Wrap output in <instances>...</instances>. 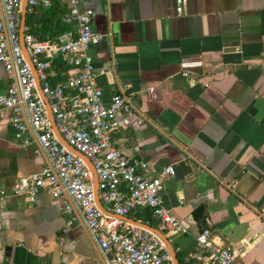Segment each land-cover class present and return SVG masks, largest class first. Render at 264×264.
<instances>
[{"label":"crops","instance_id":"1","mask_svg":"<svg viewBox=\"0 0 264 264\" xmlns=\"http://www.w3.org/2000/svg\"><path fill=\"white\" fill-rule=\"evenodd\" d=\"M81 1L110 34L89 50L104 101L133 95L137 114L116 142L147 179L173 170L160 202L182 226L166 237L183 264L204 229L238 250L236 264H264V0H184L181 14L176 0ZM8 85L0 64V93ZM10 117L0 109V264H102L63 200L13 196L45 161L16 141Z\"/></svg>","mask_w":264,"mask_h":264},{"label":"built area","instance_id":"2","mask_svg":"<svg viewBox=\"0 0 264 264\" xmlns=\"http://www.w3.org/2000/svg\"><path fill=\"white\" fill-rule=\"evenodd\" d=\"M176 1V12L181 14L184 0ZM22 2L0 0V64L9 82L6 92L0 93V109L10 111L9 124L16 141L22 147L35 144L34 154L45 163L38 174L16 180L13 196L35 202L46 192L53 200H63L67 224L81 218L102 254V264H173L153 233L112 216L127 218L148 209L165 236L182 230L160 202L163 181L173 170L163 169L147 179L137 173L145 170L146 164L129 160L116 142L119 127H128L137 112L132 94L120 88L104 101L96 82L89 50L110 34L93 29L95 14L84 8L81 0H63L67 8L63 22L72 26L71 31L55 41H41L27 33L25 26L23 51L19 37ZM40 2L50 5V0H27V14ZM56 60L70 68L64 81L52 80ZM44 100L60 137L90 161L105 212L96 204L91 171L58 140ZM3 195L1 191L0 201L5 199ZM195 239L196 252L185 264H236L238 250L215 245L209 229Z\"/></svg>","mask_w":264,"mask_h":264},{"label":"trees","instance_id":"3","mask_svg":"<svg viewBox=\"0 0 264 264\" xmlns=\"http://www.w3.org/2000/svg\"><path fill=\"white\" fill-rule=\"evenodd\" d=\"M66 14L67 8L63 0H50L48 7L43 6L40 2L35 6L33 12L26 16L27 33L32 34L41 41H55L72 29L71 25L63 22ZM52 67L56 74L52 79L53 82L64 81L67 78L70 68L65 63L56 60L53 62ZM133 219L159 229L158 220L152 216L151 211L148 209L135 213ZM173 248L179 263L183 264L182 255L176 250L175 246Z\"/></svg>","mask_w":264,"mask_h":264},{"label":"water","instance_id":"4","mask_svg":"<svg viewBox=\"0 0 264 264\" xmlns=\"http://www.w3.org/2000/svg\"><path fill=\"white\" fill-rule=\"evenodd\" d=\"M26 16H27V0H23L22 2V8H21V17H20V32H19V37H20V45L24 51V46H23V39H24V28H25V21H26ZM27 59V57H26ZM28 60V59H27ZM29 62V60H28ZM31 68L33 69L32 65L30 64ZM38 87L40 88V85H39V82H38ZM42 98L44 99V97L42 96ZM45 102V105L48 109V113H49V117H50V122H51V125H52V128L54 129V132L58 138V140L60 141V143L69 151L71 152L72 154H74L76 157L82 159L85 164L87 165V167L89 168V170L91 171L92 173V176H93V179H94V189H95V197H96V204L98 206V208L105 212L104 209L102 208L100 202H99V199H98V183H97V177H96V174H95V171L90 163V161L84 157L82 154H80L79 152L73 150L70 146H68L66 144V142L60 137V135L57 133L56 129H55V126H54V123H53V118H52V115H51V112L49 110V107H48V104L47 102L44 100ZM114 218H116L117 220L121 221V222H125L127 224H130V225H133V226H136V227H139V228H142V229H145L151 233H153L162 243L163 245L165 246L171 260H172V263L173 264H179V261L176 257V254L174 252V248L172 246V244L170 243V241L168 240V238L164 235L163 232H161L160 230L156 229V228H153V227H150L148 226L147 224H144V223H141V222H137V221H134L132 219H128V218H123V217H117V216H114L112 215Z\"/></svg>","mask_w":264,"mask_h":264}]
</instances>
